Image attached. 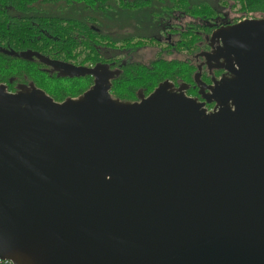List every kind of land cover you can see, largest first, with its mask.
I'll return each instance as SVG.
<instances>
[{
	"label": "water",
	"instance_id": "obj_1",
	"mask_svg": "<svg viewBox=\"0 0 264 264\" xmlns=\"http://www.w3.org/2000/svg\"><path fill=\"white\" fill-rule=\"evenodd\" d=\"M210 39L226 73L203 100L168 78L122 100L99 69L61 101L0 82L1 257L264 264V16Z\"/></svg>",
	"mask_w": 264,
	"mask_h": 264
},
{
	"label": "flooded vegetation",
	"instance_id": "obj_2",
	"mask_svg": "<svg viewBox=\"0 0 264 264\" xmlns=\"http://www.w3.org/2000/svg\"><path fill=\"white\" fill-rule=\"evenodd\" d=\"M109 1L112 3L107 8L112 10L113 44H106V40L101 39L94 61L72 59L55 66L57 69L53 66V75L73 76L61 77L68 81L69 89L64 84L54 89L63 98H55L53 90L51 94L34 82L25 84L34 83L55 100L61 101L67 96L75 97L90 87L94 82L90 71L99 69L109 76L111 95L122 100H139L166 78L175 87L181 86L187 95L203 100L213 79L226 73L222 67L214 65L210 54V34L218 25L233 20L228 19L225 12L217 10L216 1L211 4L213 12L203 15L200 12L201 0ZM53 8L56 10V7ZM168 54L174 57H166ZM168 61L174 62V65L165 73ZM164 64L163 69L157 68ZM0 82L8 88L6 82ZM206 107L213 108L214 102L206 103Z\"/></svg>",
	"mask_w": 264,
	"mask_h": 264
},
{
	"label": "trees",
	"instance_id": "obj_3",
	"mask_svg": "<svg viewBox=\"0 0 264 264\" xmlns=\"http://www.w3.org/2000/svg\"><path fill=\"white\" fill-rule=\"evenodd\" d=\"M228 1L240 4L245 17L264 16V0ZM212 3L200 1L201 15L213 12ZM111 6L109 0H0V81L11 90L28 82L51 94L62 84L69 89L68 81L61 77L73 76L53 75V66L72 59L94 61L101 39L113 44L112 10L107 8ZM168 63L157 68L166 66V73L174 65ZM55 93V98H63Z\"/></svg>",
	"mask_w": 264,
	"mask_h": 264
},
{
	"label": "rangeland",
	"instance_id": "obj_4",
	"mask_svg": "<svg viewBox=\"0 0 264 264\" xmlns=\"http://www.w3.org/2000/svg\"><path fill=\"white\" fill-rule=\"evenodd\" d=\"M208 1H217L218 5H217V10L222 11L223 13L225 12L227 14V18L230 20H239L240 18L245 17V13L243 11H241V5L236 3V5L233 3L231 5V3L229 4H224V0H208ZM256 15H260V12L255 13ZM247 15V14H246ZM166 57H174V55L172 54H168L165 55ZM180 56V55H179Z\"/></svg>",
	"mask_w": 264,
	"mask_h": 264
},
{
	"label": "built area",
	"instance_id": "obj_5",
	"mask_svg": "<svg viewBox=\"0 0 264 264\" xmlns=\"http://www.w3.org/2000/svg\"><path fill=\"white\" fill-rule=\"evenodd\" d=\"M0 264H14L10 258L0 256Z\"/></svg>",
	"mask_w": 264,
	"mask_h": 264
}]
</instances>
